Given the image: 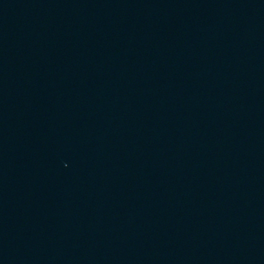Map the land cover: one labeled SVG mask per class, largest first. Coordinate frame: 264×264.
Masks as SVG:
<instances>
[{
  "label": "water",
  "instance_id": "water-1",
  "mask_svg": "<svg viewBox=\"0 0 264 264\" xmlns=\"http://www.w3.org/2000/svg\"><path fill=\"white\" fill-rule=\"evenodd\" d=\"M0 264H264V0H0Z\"/></svg>",
  "mask_w": 264,
  "mask_h": 264
}]
</instances>
